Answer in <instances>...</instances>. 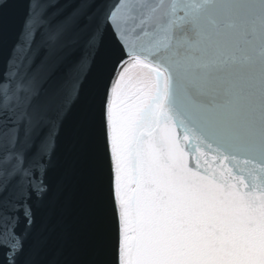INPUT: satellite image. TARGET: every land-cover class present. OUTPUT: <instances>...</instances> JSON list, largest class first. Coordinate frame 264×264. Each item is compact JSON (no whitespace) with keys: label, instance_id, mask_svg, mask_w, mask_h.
I'll list each match as a JSON object with an SVG mask.
<instances>
[{"label":"water","instance_id":"1","mask_svg":"<svg viewBox=\"0 0 264 264\" xmlns=\"http://www.w3.org/2000/svg\"><path fill=\"white\" fill-rule=\"evenodd\" d=\"M132 57L167 87L123 263L109 109ZM0 264H264V0H0Z\"/></svg>","mask_w":264,"mask_h":264},{"label":"rangeland","instance_id":"2","mask_svg":"<svg viewBox=\"0 0 264 264\" xmlns=\"http://www.w3.org/2000/svg\"><path fill=\"white\" fill-rule=\"evenodd\" d=\"M166 87L165 73L137 57L125 61L114 84L109 127L117 170V196L120 206L128 211L129 216L124 234L128 259L136 240L133 206L137 181L135 146L140 132L153 127L165 99Z\"/></svg>","mask_w":264,"mask_h":264},{"label":"bare ground","instance_id":"3","mask_svg":"<svg viewBox=\"0 0 264 264\" xmlns=\"http://www.w3.org/2000/svg\"><path fill=\"white\" fill-rule=\"evenodd\" d=\"M138 58V57H137ZM155 67V66H154ZM157 68V67H156ZM159 69V68H158ZM161 70V69H159ZM162 71V70H161ZM163 72V71H162ZM124 84V82L121 83L120 85V91L122 90V85ZM158 114V113H157ZM156 120V119H155ZM115 169H116V165H115ZM116 173H117V170H116ZM117 179V177H116ZM116 184H117V180H116ZM121 216H122V221H123V237H124V234H125V231H126V225H127V218L129 217L128 216V211L126 209H122L121 210ZM125 241V240H124ZM122 260H123V263H126L128 261H130V259H128L126 253H125V245H124V248H123V251H122Z\"/></svg>","mask_w":264,"mask_h":264}]
</instances>
